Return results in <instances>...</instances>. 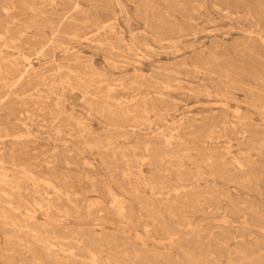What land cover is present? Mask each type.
<instances>
[{
  "label": "rangeland",
  "instance_id": "obj_1",
  "mask_svg": "<svg viewBox=\"0 0 264 264\" xmlns=\"http://www.w3.org/2000/svg\"><path fill=\"white\" fill-rule=\"evenodd\" d=\"M0 38V264H264V0H0Z\"/></svg>",
  "mask_w": 264,
  "mask_h": 264
},
{
  "label": "bare ground",
  "instance_id": "obj_2",
  "mask_svg": "<svg viewBox=\"0 0 264 264\" xmlns=\"http://www.w3.org/2000/svg\"><path fill=\"white\" fill-rule=\"evenodd\" d=\"M113 1V0H112ZM80 7V6H79ZM76 9H78V8H76ZM5 10V9H4ZM84 22V21H83ZM8 32V31H7ZM79 36V35H78ZM1 39V38H0ZM43 47V46H42ZM129 50V49H128ZM24 58V57H23ZM26 59V58H25ZM4 61V60H3ZM28 61V60H27ZM29 62V61H28ZM11 63V62H10ZM29 64H30V62H29ZM28 67V66H27ZM8 70V69H7ZM27 71V70H26ZM35 71V70H34ZM198 71V70H197ZM171 72V71H170ZM8 74V73H7ZM16 74H18V73H16ZM225 97V96H224ZM117 101V100H116ZM55 102V101H54ZM102 115V114H101ZM225 128V127H224ZM178 129V128H177ZM162 134V133H161ZM243 138V137H242ZM109 144V143H108ZM222 150V149H221ZM230 151V150H229ZM185 154V153H184ZM243 155V154H242ZM138 161V160H137ZM178 171V170H177ZM176 171V172H177ZM141 175V174H140ZM23 181V180H22ZM150 182V181H149ZM8 183V182H7ZM173 191V190H172ZM113 200V199H112ZM44 203V202H43ZM45 204H47V203H45ZM48 205V204H47ZM48 209V208H47ZM58 212V211H57ZM63 216V215H62ZM118 218V217H117ZM19 225H21V224H19ZM18 226V225H17ZM80 228V227H79ZM23 231V230H22ZM147 231V230H146ZM54 233V232H53ZM53 236V235H52ZM106 236V235H105ZM100 237V236H99ZM41 240V239H40ZM54 240H56V239H54ZM101 240V239H100ZM44 241V240H43ZM52 241V240H51ZM102 241V240H101ZM59 242V241H58ZM48 243V242H47ZM62 243V242H61ZM49 244V243H48ZM50 247V246H49ZM63 247V246H62ZM89 253V252H88ZM96 260V259H95ZM100 261V260H99ZM98 263V262H97Z\"/></svg>",
  "mask_w": 264,
  "mask_h": 264
}]
</instances>
